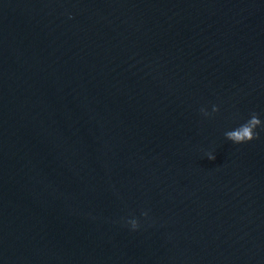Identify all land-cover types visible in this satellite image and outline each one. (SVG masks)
<instances>
[{
	"label": "water",
	"instance_id": "obj_1",
	"mask_svg": "<svg viewBox=\"0 0 264 264\" xmlns=\"http://www.w3.org/2000/svg\"><path fill=\"white\" fill-rule=\"evenodd\" d=\"M252 113L264 0H0V264H264Z\"/></svg>",
	"mask_w": 264,
	"mask_h": 264
},
{
	"label": "clouds",
	"instance_id": "obj_2",
	"mask_svg": "<svg viewBox=\"0 0 264 264\" xmlns=\"http://www.w3.org/2000/svg\"><path fill=\"white\" fill-rule=\"evenodd\" d=\"M219 108L216 105L212 106L211 112H209L206 108H201L200 112L203 116L208 117L212 113L218 112ZM258 129L264 130V121L259 118L257 113H252L249 118L244 120L243 122L237 124L235 127L227 130L224 133V136L227 140L231 141L233 144H244L252 142L256 140L259 136ZM208 159H215L213 153H206ZM142 216L147 217V212H142ZM127 226L132 230L136 231L140 228V222L137 218L131 217L126 220Z\"/></svg>",
	"mask_w": 264,
	"mask_h": 264
}]
</instances>
